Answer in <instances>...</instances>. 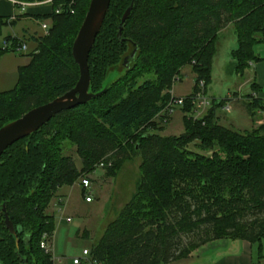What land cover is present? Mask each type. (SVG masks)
Instances as JSON below:
<instances>
[{
	"label": "trees",
	"instance_id": "16d2710c",
	"mask_svg": "<svg viewBox=\"0 0 264 264\" xmlns=\"http://www.w3.org/2000/svg\"><path fill=\"white\" fill-rule=\"evenodd\" d=\"M90 2L55 0L52 13L39 17L51 20L49 33L19 68L16 86L0 91V129L77 85L80 72L72 47ZM62 3L64 11L56 14ZM14 24L0 16V38ZM227 25L234 26L237 38L232 54L236 73L244 77L253 62L263 60L254 47L264 44V0L111 1L89 56L90 91L101 92L117 65L125 73L101 96L61 113L2 155L0 264H53L41 242L55 230L47 210L58 190L93 173L103 160H113L107 173L114 177L134 157L142 160L135 194L92 245V262L171 264L219 239L257 245L262 258L264 124L242 132L220 124L217 111L224 101L215 99L202 119L188 115L199 83L206 90L212 82L217 40ZM5 41L14 47L24 44L13 37ZM12 51L0 47V60ZM134 51L127 68L124 60ZM188 66L195 85L182 109L184 133L163 136L157 131H164L171 119L165 123L157 116ZM243 103L253 119L264 110L259 97L248 95ZM66 144L76 148L81 169L65 154ZM191 144L201 152L190 150ZM3 208L16 236L6 227Z\"/></svg>",
	"mask_w": 264,
	"mask_h": 264
},
{
	"label": "rangeland",
	"instance_id": "374dc122",
	"mask_svg": "<svg viewBox=\"0 0 264 264\" xmlns=\"http://www.w3.org/2000/svg\"><path fill=\"white\" fill-rule=\"evenodd\" d=\"M2 42L3 40L0 45ZM236 48L237 38L234 26L227 25L220 32L217 40L213 79L206 89V95L212 100H217V102L224 101L223 104H228L231 107L230 113L225 112L222 107L218 109L220 123L242 132L262 125L258 117L251 118L247 109L242 105V100L253 92L264 94V87L258 91H254L252 87V84L258 83V81L264 85V44H257L254 47L255 55L263 60L253 62L246 70L244 77L236 73V62L232 56ZM16 55L28 59L27 56H22L20 52H17ZM258 65H260L259 72H257ZM125 70L121 64L110 69L103 87L106 88L122 76ZM0 72H3V67L0 68ZM194 85L195 75L191 67L188 66L183 69L182 77L175 83L171 94H191ZM184 116L182 109H178L171 118V120L173 119L172 122L169 121L171 123L165 126L164 131L157 132L163 136L182 135L185 130ZM189 149L201 152L195 144H191ZM65 154L72 157L78 169L82 168L76 148L66 144ZM109 162L104 164H109ZM141 163L140 157L127 160L114 177L108 176L107 173V169L112 166L99 169L97 167L99 164H97L96 171L85 175L92 182L88 193L83 191L80 185L81 179L73 186H64L58 190L47 210L48 215L55 217V230L53 232L55 241L54 237H50L48 234H44L42 239L47 241L53 264H74L75 258H81L82 264H89L87 262L88 256L83 254L84 249L90 251L92 245L102 237L108 225L118 217L120 211L132 199L140 179ZM87 196L92 197V202H86ZM63 207H66V211L60 210ZM67 219L71 221L68 223Z\"/></svg>",
	"mask_w": 264,
	"mask_h": 264
},
{
	"label": "crops",
	"instance_id": "0c3cea01",
	"mask_svg": "<svg viewBox=\"0 0 264 264\" xmlns=\"http://www.w3.org/2000/svg\"><path fill=\"white\" fill-rule=\"evenodd\" d=\"M15 1L30 3L25 0ZM52 10L53 6L50 4L32 5L27 7V11L23 13L20 7L15 5L14 0H0V16L15 20L14 25L3 29L0 40V42L3 40V42L0 47L4 48L7 37L24 40L27 50L22 52L21 55L28 57L30 53L37 49L38 39L46 35V30L42 26L43 23L45 22L49 28L51 26V20L43 21L39 17L51 14ZM16 54L15 52L6 53L0 60V68L3 67V72H0V91L13 89L18 81L19 68L30 62V57L28 59L24 57L20 58ZM259 67L260 65H258L257 72H259ZM256 85L259 88L258 90L264 87L260 81L256 82ZM188 95L190 94L175 95L174 93L176 97ZM251 95L264 99V94L262 93L253 92ZM242 105L244 104L242 103ZM244 107L246 108L245 105ZM256 117L259 118L260 123L264 124V117L259 115L258 112H256L254 118ZM60 210L66 211V207L60 208ZM70 221V219H67L68 223ZM53 237L55 241V236ZM261 254L262 258L260 259L258 246L252 245L247 241L219 239L199 247L188 258L172 262L171 264H264V239L262 241Z\"/></svg>",
	"mask_w": 264,
	"mask_h": 264
},
{
	"label": "water",
	"instance_id": "95a60500",
	"mask_svg": "<svg viewBox=\"0 0 264 264\" xmlns=\"http://www.w3.org/2000/svg\"><path fill=\"white\" fill-rule=\"evenodd\" d=\"M111 1L112 0H91L86 17L73 43L72 54L80 72L77 85L63 96L47 104L36 107L28 111L21 118L3 126L0 129V159L9 147L36 133L56 116L65 111H70L76 107L86 105L106 91L108 86L106 88L103 87V90L97 94L90 91L91 77L89 72V56L96 38L102 29ZM132 7L133 5L123 17L119 37L122 35L123 24L128 19ZM135 54L136 51L125 58L123 63L125 67L128 68L130 66V62L135 58ZM3 211L5 212V208H3ZM5 224L10 233L15 235L16 231L14 225L6 212Z\"/></svg>",
	"mask_w": 264,
	"mask_h": 264
},
{
	"label": "built area",
	"instance_id": "2783aa9c",
	"mask_svg": "<svg viewBox=\"0 0 264 264\" xmlns=\"http://www.w3.org/2000/svg\"><path fill=\"white\" fill-rule=\"evenodd\" d=\"M54 1L55 0H45V1H33L30 3H26V2H22V1L18 2V1L14 0V3H15V5H18L20 7V10L24 13L27 11V7H29V6L46 5V4L53 5ZM63 11H64V4L63 3L61 5H59L58 8L55 9L56 14H61ZM72 13H73V11H72ZM42 26H43V29L46 30V35H48L50 28L48 27V25L45 22L43 23ZM4 48L13 49L12 52H15V53H17V52L22 53V52L27 50V45L23 44V45H17L16 47H14L11 45V43L6 42ZM198 88H199V90L194 94L193 99L191 101V103L193 105V110L191 113H189V116L194 121L202 119L212 106V99L208 98L206 95L204 82H200L198 85ZM252 96H255V95H252ZM186 104H187V99L185 97H176L172 94L171 101L158 114L157 120H159V121L161 120V121L166 123L169 119H171L173 117V115L175 114V112L178 109H183L186 106ZM222 109L227 113L231 112V107L228 104H224ZM257 112L259 115L264 117V110H259ZM105 162L106 161H102L101 163H99V165L97 167L99 169H103V168H107V167L112 166L111 161L109 162V164H104ZM91 184H92V182H91V179L89 177H83L80 181V185H81L83 191H85L87 193L89 192ZM85 200H86V202H92V197L87 196ZM41 248L44 249L46 251V253H48V254L51 253L50 248L48 247L47 241L42 240ZM83 254H84V256H88L87 262H89V264H101V263H98L96 261L92 262L90 260V251L89 250L85 249L83 251ZM81 260H82L81 258H75L73 260V262H74V264H82Z\"/></svg>",
	"mask_w": 264,
	"mask_h": 264
},
{
	"label": "flooded vegetation",
	"instance_id": "af4514ba",
	"mask_svg": "<svg viewBox=\"0 0 264 264\" xmlns=\"http://www.w3.org/2000/svg\"><path fill=\"white\" fill-rule=\"evenodd\" d=\"M16 231V230H15ZM13 235V234H12ZM17 235V232H16V234L15 235H13V236H16ZM19 242H18V240H17V244H18Z\"/></svg>",
	"mask_w": 264,
	"mask_h": 264
}]
</instances>
